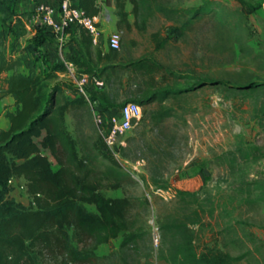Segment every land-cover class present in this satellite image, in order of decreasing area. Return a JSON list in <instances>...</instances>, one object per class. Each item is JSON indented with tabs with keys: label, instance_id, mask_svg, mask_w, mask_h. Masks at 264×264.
<instances>
[{
	"label": "rangeland",
	"instance_id": "obj_1",
	"mask_svg": "<svg viewBox=\"0 0 264 264\" xmlns=\"http://www.w3.org/2000/svg\"><path fill=\"white\" fill-rule=\"evenodd\" d=\"M15 2L19 13V3ZM177 8L209 6L203 21L181 35L174 24L159 13L150 16L144 29L137 26L129 14L130 28L116 24L100 32L92 51L85 52L86 60L96 66L101 62L98 53L107 49V36L120 31V45L116 62L126 64L141 56H150L163 63L167 71L177 74H156L161 85L189 87L201 84L181 99L168 98L164 105L173 115L162 121L152 119L157 103L141 107V118L128 131L124 143L115 148L123 168H132V162L144 159L140 180L118 189H103L105 196L129 195L140 200L132 214L143 231L136 249L121 247L122 235L100 244L95 249L100 256L97 264H166L157 256L152 244V232L157 221L176 209V200H163L154 194L151 186L159 185L176 191L185 189L199 194L206 210L204 223L198 230L199 248L216 244L232 255L252 249L241 264H264V98L253 94H235L223 90L222 83L237 88L250 81L264 86V0H160ZM60 0L56 5L58 6ZM102 4L101 12L114 14L115 7ZM126 9L131 4L126 3ZM116 16V15H115ZM117 19V17H116ZM14 27L3 21L7 29L4 52L13 48L12 55H27L22 49L31 41L26 37L23 20ZM104 26V19L99 23ZM165 40L163 48H156L153 33ZM19 69H22L20 67ZM43 70V74H45ZM131 72L123 71L121 83L106 86L112 92L110 99L118 107L131 98L136 88ZM89 80V79H87ZM53 81V80H52ZM89 81L83 85L89 91ZM103 86H105L103 84ZM71 90V91H70ZM66 89L70 96L72 88ZM73 93V92H72ZM91 104L65 115V126L79 142L80 138H101L94 121ZM37 140V139H36ZM253 146V156L235 159L230 151L236 142ZM250 144V145H249ZM52 168L57 163L48 151ZM112 152V151H111ZM235 159V160H234ZM9 196L27 205L31 197L22 178H12ZM85 209L94 206L84 204ZM72 237V229H68ZM226 241V243H224ZM262 243L259 251L253 249Z\"/></svg>",
	"mask_w": 264,
	"mask_h": 264
},
{
	"label": "trees",
	"instance_id": "obj_2",
	"mask_svg": "<svg viewBox=\"0 0 264 264\" xmlns=\"http://www.w3.org/2000/svg\"><path fill=\"white\" fill-rule=\"evenodd\" d=\"M16 1L0 0L3 21H10L12 27L21 21ZM127 2L131 4L129 11L125 7ZM101 4L110 5V0H77V6L89 16L97 15ZM112 5L119 28H130L128 16L133 14L137 26L144 29L146 20L159 13L172 22L181 35L203 21L209 11L207 5L177 8L160 0H113ZM152 35L155 47L163 48L165 40H160L157 32ZM6 36L7 29L0 27V81L5 84L4 93L13 97L15 108L5 113L8 128L0 129V264H97L100 259L95 252L97 246L120 234L121 247L136 249L143 231L132 209L141 201L147 204L148 199L105 196L103 189L122 188L134 179L102 138L83 137L78 142L65 126L66 113L89 104L85 95L66 82L53 83L54 71L63 69V64H55L43 74L27 55L14 56L13 48L6 54ZM40 42L35 37L22 50H34ZM102 57L104 65L98 71L86 65L81 72L102 78L105 87L112 86L115 80L122 85L123 71L131 72L136 76L131 78L136 88L128 101H135L141 107L157 103L158 108L152 115L156 121L173 115L164 105L168 98L181 99L185 93L201 86L161 85L156 74L179 76L150 56L121 64L116 62L117 49L108 47ZM6 72L10 73L3 76ZM222 85L228 93L264 98V86L258 81H250L242 88L227 86L225 82ZM71 88L75 96L66 93L65 90ZM85 94L92 101V94H106L110 99L112 92L104 88L85 91ZM261 113L264 114V104ZM252 150L253 146L237 147L230 154L235 159L245 160L253 156ZM45 151L54 158L56 169L52 168ZM12 178L24 180L31 197L27 205L9 196L8 183ZM153 183L165 187L156 180ZM173 199L176 209L157 221V256L166 264H241L251 254L252 249H247L232 255L216 244L199 248L198 230L208 212L199 194L180 189ZM84 204L93 205L94 210L85 209ZM68 229H72V237ZM260 247L259 242L253 249L259 251Z\"/></svg>",
	"mask_w": 264,
	"mask_h": 264
},
{
	"label": "crops",
	"instance_id": "obj_3",
	"mask_svg": "<svg viewBox=\"0 0 264 264\" xmlns=\"http://www.w3.org/2000/svg\"><path fill=\"white\" fill-rule=\"evenodd\" d=\"M57 2L58 0L20 1L19 13L25 25L27 39L32 40L36 37L41 41L34 50H27L24 53L34 62L39 73H43V70L48 72L55 64H63V69L58 68L54 71L55 77L53 78V83L66 82L71 86L79 88L78 80L80 76L86 75L89 79L87 81L90 83L88 88L89 91L103 90L105 86H103L104 82L102 78L92 77L87 73L81 72V70L86 65H90L98 71L104 65L105 60L102 56L107 52L109 46H107L106 50H101V52L98 53L97 57H102V60L95 68L91 62L86 60L85 52L87 49L92 51V40L91 36L84 28L73 25L65 29L62 33H57L50 27L42 24L36 11V5L38 3L56 5ZM97 15H99L100 21L104 19V26L99 25L100 32H104L106 29L110 28L112 24H116L117 19L113 14L102 13L100 11ZM9 73L10 72H6L3 76ZM4 88L5 84L0 81V129L8 128L9 120L5 116V113L15 108L13 97L5 94ZM72 92H70L71 95L75 96L76 93ZM92 96L93 99L92 101L89 100V104L94 105L92 108L95 107L97 111L108 114L116 110L117 107H111L115 105V102L112 101L113 99L107 98L106 94H92ZM243 146V143H239V141L236 142V148ZM245 147L247 148L248 146L245 145Z\"/></svg>",
	"mask_w": 264,
	"mask_h": 264
},
{
	"label": "built area",
	"instance_id": "obj_4",
	"mask_svg": "<svg viewBox=\"0 0 264 264\" xmlns=\"http://www.w3.org/2000/svg\"><path fill=\"white\" fill-rule=\"evenodd\" d=\"M36 11L42 24L50 27L57 33H62L65 28L70 25H77L84 28L91 36L93 43H96L100 33L99 15L89 16L77 6V0H60L58 6L47 3H38ZM107 44L112 49H118L120 45V31L111 32L107 37ZM88 77L80 76L78 80L79 90L85 95L89 102L88 96L85 94L83 85L86 84ZM94 121L97 125L101 138L106 146L112 151L113 155L118 157L115 148L124 143V137L128 131L141 118V106L135 101H125L116 110L105 114L94 110ZM145 165L144 159H137L132 162V168H124L134 180L139 181L140 174ZM154 194L160 196L167 201L175 196V192L168 187L151 186ZM159 242V233L156 228L152 232V244L156 249ZM155 264H158L155 262Z\"/></svg>",
	"mask_w": 264,
	"mask_h": 264
},
{
	"label": "water",
	"instance_id": "obj_5",
	"mask_svg": "<svg viewBox=\"0 0 264 264\" xmlns=\"http://www.w3.org/2000/svg\"><path fill=\"white\" fill-rule=\"evenodd\" d=\"M236 87H237V88H242V87H245V86H240V85H237Z\"/></svg>",
	"mask_w": 264,
	"mask_h": 264
}]
</instances>
